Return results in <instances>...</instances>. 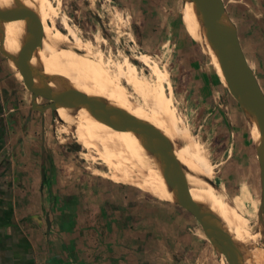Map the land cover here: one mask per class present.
I'll use <instances>...</instances> for the list:
<instances>
[{
  "label": "crops",
  "instance_id": "obj_1",
  "mask_svg": "<svg viewBox=\"0 0 264 264\" xmlns=\"http://www.w3.org/2000/svg\"><path fill=\"white\" fill-rule=\"evenodd\" d=\"M225 1L262 88L264 0ZM169 2L174 6V0ZM129 3L143 15L144 34L153 35L163 13L159 0ZM4 66L0 65V264H175L171 255L191 246L193 237L191 218L182 207L143 187L103 177L59 176L55 157L47 151L45 114L39 119L41 133L34 135V114L16 102L15 81ZM39 141V154H34L32 146ZM259 213L258 204L256 224Z\"/></svg>",
  "mask_w": 264,
  "mask_h": 264
},
{
  "label": "bare ground",
  "instance_id": "obj_2",
  "mask_svg": "<svg viewBox=\"0 0 264 264\" xmlns=\"http://www.w3.org/2000/svg\"><path fill=\"white\" fill-rule=\"evenodd\" d=\"M58 1L0 0V9L24 5L41 21L43 39L31 56L32 68L41 76L33 74V81L45 84L52 92L74 88L96 96L156 127L169 139L175 157L185 168L191 196L232 238L239 252L240 264H264V246L220 203L214 184L216 175L213 158H210L212 155L179 113L166 67L146 53L137 54L132 57L134 61L143 63L153 75V79L142 77L140 67L130 56L120 52L116 56L105 54L100 45L106 42L105 38L90 40L79 36L69 24L68 16L60 13ZM183 6L184 25L206 52L214 68L216 65L220 68L195 4L184 0ZM56 18L64 30L58 28ZM27 32L22 19L0 22V43L14 69H17L14 58ZM59 106V120L64 126L62 132L70 133L83 147L82 156L87 161L99 162L106 168L93 169L95 175L149 189L165 201L175 203L176 196L164 179L159 157L141 143L139 133L113 129L91 115L85 107ZM246 116L257 143L258 125L249 114Z\"/></svg>",
  "mask_w": 264,
  "mask_h": 264
},
{
  "label": "rangeland",
  "instance_id": "obj_3",
  "mask_svg": "<svg viewBox=\"0 0 264 264\" xmlns=\"http://www.w3.org/2000/svg\"><path fill=\"white\" fill-rule=\"evenodd\" d=\"M183 1L175 5L176 0H174V6L169 7V0H159L160 11L163 13L158 23L154 25L156 28L153 29V35L144 34L143 15L135 11L129 0H59L58 2L60 13L68 16L69 24L79 36L90 40L96 37L105 38L106 42L100 44L105 54L111 53L116 56L120 52L130 56L140 67L142 77L153 79L150 69L132 58L137 54L146 53L166 67L179 113L192 133L209 149V155H212L210 158L214 159L211 160L216 168H214L216 175L214 184L221 205L244 229H249L256 240L264 246V229L261 223L256 224L254 221L260 202L255 139L246 114L242 113L238 103L228 91L221 69L218 65L215 66L216 69L214 68L206 52L184 25ZM223 1L226 3L225 0ZM227 14L229 15L228 11ZM55 21L58 28L64 30L59 19L56 18ZM144 36L147 39L143 41ZM2 63H5V69L11 70V77L15 81L16 86L13 85V88L16 90V102L24 107L23 111L27 112L30 109L31 93L22 85L20 72L14 69L0 52V65ZM261 84L264 91V84L262 82ZM43 102L46 101L42 98L37 99V103ZM43 113L45 114L44 135L48 139L47 151L55 157L56 166L61 172L59 176L64 178L78 174L85 175V178L103 177L92 172L95 168L103 170L106 168L99 162L87 161L82 156L83 147L70 133L62 132L64 126L59 120L60 106L55 110V118L52 117L49 109ZM43 113L32 109L36 120L32 129L34 135L41 133L39 119ZM22 132L23 127H18V133L22 135ZM32 147L33 153L39 154L40 141ZM97 150L95 148V152ZM79 181L82 179L80 178ZM131 186L141 189L137 185ZM182 209L183 213L191 218L192 226L189 233L193 235L192 242L191 246L172 254L170 260H174L175 264H227L224 256L208 241L196 219L184 208Z\"/></svg>",
  "mask_w": 264,
  "mask_h": 264
},
{
  "label": "water",
  "instance_id": "obj_4",
  "mask_svg": "<svg viewBox=\"0 0 264 264\" xmlns=\"http://www.w3.org/2000/svg\"><path fill=\"white\" fill-rule=\"evenodd\" d=\"M191 1L200 14L205 33L214 50L229 93L238 103L242 113L249 114L258 125L259 141L255 144V151L260 180L259 218L264 229V91L246 59L236 26L227 14L224 1ZM15 19H22L28 31L17 57L14 58V63L22 76V85L31 93L30 110L35 109L43 113L49 109L52 117L55 118V108L59 105L85 107L91 115L113 129L139 133L141 143L159 157L164 179L176 196L175 204L184 208L196 219L208 241L218 253L224 256L227 264H240L239 252L232 238L220 228L215 217L203 210L189 193L185 168L175 157L169 139L150 123L96 96L84 94L74 88L52 92L45 84L35 83L32 78L33 74L39 73L32 68L31 56L33 49L42 42L43 26L39 17L24 5L18 4L13 8L0 9V22ZM0 52L7 60L8 54L2 49L1 43ZM38 98L46 102L37 103ZM45 222L48 234L51 227L49 212L45 215Z\"/></svg>",
  "mask_w": 264,
  "mask_h": 264
},
{
  "label": "flooded vegetation",
  "instance_id": "obj_5",
  "mask_svg": "<svg viewBox=\"0 0 264 264\" xmlns=\"http://www.w3.org/2000/svg\"><path fill=\"white\" fill-rule=\"evenodd\" d=\"M46 101V100H45Z\"/></svg>",
  "mask_w": 264,
  "mask_h": 264
}]
</instances>
